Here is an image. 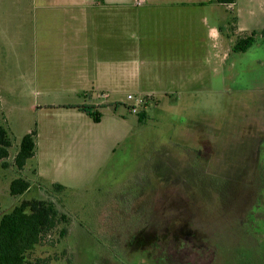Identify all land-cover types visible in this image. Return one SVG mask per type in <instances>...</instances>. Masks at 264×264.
Here are the masks:
<instances>
[{
  "label": "rangeland",
  "instance_id": "rangeland-1",
  "mask_svg": "<svg viewBox=\"0 0 264 264\" xmlns=\"http://www.w3.org/2000/svg\"><path fill=\"white\" fill-rule=\"evenodd\" d=\"M43 7L0 0L9 164L24 134L33 131L36 145L21 171L0 162V212L44 199L67 217L27 252L28 264H264V0L220 7L229 55L219 63L218 43L184 42V65L158 61L152 92L129 73L127 81L114 75L116 84L82 83L61 33L69 24ZM234 15L239 30L235 18L226 22ZM251 32L254 43L232 51ZM128 94L143 98L135 113ZM79 107L95 108L100 120ZM17 176L30 187L13 197Z\"/></svg>",
  "mask_w": 264,
  "mask_h": 264
},
{
  "label": "crops",
  "instance_id": "crops-1",
  "mask_svg": "<svg viewBox=\"0 0 264 264\" xmlns=\"http://www.w3.org/2000/svg\"><path fill=\"white\" fill-rule=\"evenodd\" d=\"M42 5L61 12L55 15V21L69 24L63 26L61 33L66 32L71 42L73 68L82 83L116 84L120 81L114 75L127 81L129 73L131 82L152 92L154 84L160 82L158 61L174 63L171 66L178 68L184 65L182 60L189 57L184 42L195 38L218 43L213 57L219 58V63L229 55L223 50L224 13L220 7L230 11L236 0L230 4L214 0H42ZM46 16L47 13L43 18ZM196 17L201 18L199 26L191 21ZM232 17L236 20L232 26L239 30L238 16H225L226 22ZM140 58L145 63L139 62ZM137 61L143 66L141 69ZM179 74V79H184L185 72Z\"/></svg>",
  "mask_w": 264,
  "mask_h": 264
},
{
  "label": "trees",
  "instance_id": "trees-1",
  "mask_svg": "<svg viewBox=\"0 0 264 264\" xmlns=\"http://www.w3.org/2000/svg\"><path fill=\"white\" fill-rule=\"evenodd\" d=\"M221 4H230L234 0H214ZM254 32L250 35L237 38L232 45V51L244 52L254 43ZM264 35V29L262 30ZM94 121L100 120V113L95 108L79 107ZM138 120L145 118V112H138ZM35 133L33 131L23 135L13 162L18 171H21L26 160L35 154ZM11 138L6 128L0 124V162L3 168L10 166L8 162ZM30 187V183L22 176H17L10 181L9 193L16 197L23 194ZM52 187L62 191L64 187L59 183H53ZM60 221H67L64 213H58L51 200L24 199L16 204L8 212H0V264H28L27 252L34 248L40 240L56 228ZM66 229L61 228L60 235H64Z\"/></svg>",
  "mask_w": 264,
  "mask_h": 264
},
{
  "label": "built area",
  "instance_id": "built-area-1",
  "mask_svg": "<svg viewBox=\"0 0 264 264\" xmlns=\"http://www.w3.org/2000/svg\"><path fill=\"white\" fill-rule=\"evenodd\" d=\"M127 98L132 100L133 103L131 104L130 106V110L132 112H137V107L143 103V98H141L140 96H135V95H132V94H128L127 95Z\"/></svg>",
  "mask_w": 264,
  "mask_h": 264
},
{
  "label": "flooded vegetation",
  "instance_id": "flooded-vegetation-1",
  "mask_svg": "<svg viewBox=\"0 0 264 264\" xmlns=\"http://www.w3.org/2000/svg\"><path fill=\"white\" fill-rule=\"evenodd\" d=\"M184 244H185V242L182 243V245H184ZM204 244H205V243H204ZM204 244L202 243V245H204ZM193 245H195V247H197L198 243H196L195 241H193ZM202 245L199 244V247H202ZM204 246H205V245H204ZM202 248H206V249H207L208 247H207V245H206L205 247H202Z\"/></svg>",
  "mask_w": 264,
  "mask_h": 264
}]
</instances>
